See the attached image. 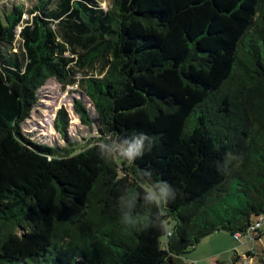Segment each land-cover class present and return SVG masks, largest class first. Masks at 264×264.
<instances>
[{
    "label": "trees",
    "instance_id": "1",
    "mask_svg": "<svg viewBox=\"0 0 264 264\" xmlns=\"http://www.w3.org/2000/svg\"><path fill=\"white\" fill-rule=\"evenodd\" d=\"M5 1L0 264H185L215 233L254 239L264 222V0H113L107 10ZM79 69L94 77L77 81ZM51 79L84 88L95 118L81 100L75 112L96 137L70 142L65 109L55 118L63 147L26 135ZM140 132L151 147L133 161L100 156L105 134ZM146 172L175 192L164 215L142 200ZM136 193L140 222L126 226L120 197Z\"/></svg>",
    "mask_w": 264,
    "mask_h": 264
},
{
    "label": "rangeland",
    "instance_id": "2",
    "mask_svg": "<svg viewBox=\"0 0 264 264\" xmlns=\"http://www.w3.org/2000/svg\"><path fill=\"white\" fill-rule=\"evenodd\" d=\"M104 9H109L113 0H98ZM196 0H180L177 6L189 4ZM0 2H6L0 0ZM171 8V7H170ZM17 45H20V37ZM94 77L95 70L88 72L79 69L76 74L77 81L85 75ZM81 85L64 87L55 79H51L39 91V102L35 105L30 117L23 125L26 135L32 140L47 145L63 147L64 142L60 139L55 128V118L60 109H65L71 119L68 135L70 142L84 144L85 139L96 137L95 131L89 130L75 112L76 101L81 100L91 111L95 118L89 99L84 95ZM5 93L0 90V102L3 103ZM5 104V103H4ZM233 201V199L227 197ZM212 208L218 209L219 206ZM261 235V236H260ZM260 239H255L259 237ZM253 240L242 238L237 241L227 232L215 233L204 238L195 250L186 254L184 258L189 261H197L199 264H215L218 261L232 263L235 255L241 258L240 264H264V222L261 223L259 232L255 233Z\"/></svg>",
    "mask_w": 264,
    "mask_h": 264
},
{
    "label": "clouds",
    "instance_id": "3",
    "mask_svg": "<svg viewBox=\"0 0 264 264\" xmlns=\"http://www.w3.org/2000/svg\"><path fill=\"white\" fill-rule=\"evenodd\" d=\"M96 147L102 158L110 159L116 164H120L121 161L131 162L141 156L146 148L150 149L151 140L150 137L143 132L133 134L130 137H121L119 135L107 133L98 142ZM144 175L146 179L140 184L143 190L142 200L145 205H153L157 209H160L158 215H164L161 206L169 199L174 198L175 192L166 182H151V173L146 172ZM140 198V193H136L134 197H129L127 195L120 197L122 224L135 227L140 222L139 217L133 215L136 207V200Z\"/></svg>",
    "mask_w": 264,
    "mask_h": 264
},
{
    "label": "built area",
    "instance_id": "4",
    "mask_svg": "<svg viewBox=\"0 0 264 264\" xmlns=\"http://www.w3.org/2000/svg\"><path fill=\"white\" fill-rule=\"evenodd\" d=\"M234 238L237 240V241H240L239 240V238H240V235L239 234H236L235 236H234ZM185 264H199V262H197V261H186V263Z\"/></svg>",
    "mask_w": 264,
    "mask_h": 264
}]
</instances>
